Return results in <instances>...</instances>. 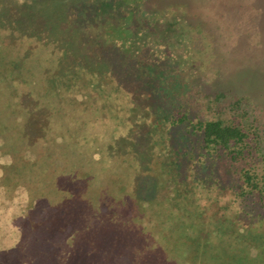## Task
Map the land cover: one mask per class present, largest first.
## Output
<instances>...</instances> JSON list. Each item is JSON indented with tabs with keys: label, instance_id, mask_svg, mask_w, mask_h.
Returning a JSON list of instances; mask_svg holds the SVG:
<instances>
[{
	"label": "rangeland",
	"instance_id": "374dc122",
	"mask_svg": "<svg viewBox=\"0 0 264 264\" xmlns=\"http://www.w3.org/2000/svg\"><path fill=\"white\" fill-rule=\"evenodd\" d=\"M12 62L31 87L17 89L29 107L22 143L38 138L51 143L27 155L41 152L45 173L14 175L19 187L0 198V261L18 264L25 255L21 264L65 259L73 264L75 251L88 247L85 251L130 258L128 264H264V214L254 216L247 208L241 215L245 224L233 211L205 213L207 219L191 208L196 188L185 171L193 160L187 148H177L181 132L169 126L166 102L186 100L203 119L240 120L264 139V0H0L3 74ZM74 72L96 88L103 78L108 91L131 87L98 113L80 149L66 128L77 120L75 110L61 100L49 105L44 99L49 91L41 88L57 78L66 82L63 75ZM4 86L0 80V113L12 119L7 111L20 110L21 99ZM216 93L223 96L215 102ZM46 117L53 126L49 135ZM117 122L128 127L113 139ZM3 136L0 130V164L13 159L3 156L10 145ZM229 176H221L224 185ZM198 196L194 201L202 209ZM13 198L21 206L13 204L10 213L22 210L15 224L20 215L29 219L24 230L5 222L6 203ZM35 230L50 234V245L28 242L26 232ZM80 241L87 242L85 248ZM5 248L13 259H5ZM116 263L122 264H110Z\"/></svg>",
	"mask_w": 264,
	"mask_h": 264
},
{
	"label": "trees",
	"instance_id": "16d2710c",
	"mask_svg": "<svg viewBox=\"0 0 264 264\" xmlns=\"http://www.w3.org/2000/svg\"><path fill=\"white\" fill-rule=\"evenodd\" d=\"M103 2L106 1H102V3ZM13 64V62L9 64L10 66L7 69L8 73L4 72L3 74L0 70V80L5 82L6 86H4V88L8 90V94L10 93L9 96L16 97L15 100L18 102L19 99H21V102H19L18 106V109L20 110H14L13 108H10L9 111H7V113L10 114L11 112V115H14L12 119L9 118L10 115L7 117L4 116L3 113H0V130L4 135L3 137L10 144L8 149H6L7 145L5 146V152L3 156L9 154L13 156V159L10 162L0 164V198L4 196L8 188H11V186L14 188L15 184L18 185V183L15 182L16 178L14 175L19 177L22 176V178H24L26 175L28 178L31 177V174L34 175L38 170H41L43 173H45L42 166V164L44 165V160L42 158L43 155L41 152L35 153L32 156L27 155L30 154V149L33 151L34 148L39 149V147L42 148L45 145H49L50 147L51 143L50 140L43 141L41 138H38L35 142L30 144L22 143V133L24 130L27 132L26 128H28L25 127L27 123L23 122L26 118L25 115L29 107L23 104V98L17 93V89H19L20 84L21 90L25 87L31 89V87L28 81L22 79V76L19 73V67H17V69H13ZM63 76L68 77L66 82H62L60 78H57L50 80L51 82H49L50 84L48 85L43 86L41 84V88H43V91H49L48 98H44L49 101V105L53 101H55L57 104H60L58 101L61 100L65 103V106L68 104L70 109L75 110L74 114L77 117V120H69V122H67L66 128L67 130L71 129L72 132L77 136L76 139H78L80 143V149L82 148V141L84 139L83 137L85 131L87 129L96 128L95 126H97V123L95 122L97 121L98 113L110 108V106L106 105L107 103L110 105L111 98L117 97V95L120 97L124 96V94L127 95V90L131 87L129 85L125 86V88L122 87V85L120 86L121 88L114 86L110 91H108L109 83H105V78H103L104 76L102 77L103 82L100 81L97 88L94 86V83L86 80V76H84L82 73L74 72L70 76ZM80 76L83 79L79 78ZM12 82H15L14 86ZM22 82H24L25 85L22 84ZM57 84L61 87L64 85V87L59 88ZM33 93H35L37 97H41L40 92L35 90ZM222 96V94L216 93L212 97L216 102V100ZM11 100L12 99H10V101L8 100L7 103L11 104ZM166 102L168 103L169 107L167 108L169 113V126L171 128H176L179 133L181 132L179 141L181 145L177 148H187V151L190 152V159L193 160L190 164V172L187 170L185 171V173L191 177V181L194 184H190L191 189L196 188L195 192H197L192 193L193 199L191 198V201L193 203L191 208H194L193 210H195V208L199 209L203 213V216L207 219L209 217H207L205 213H209L212 216L217 217L219 214L222 216H228V214L233 211V216L238 218L240 223H245L244 220H242V216H245L247 213V208L255 213L254 216H261L264 214V139L260 137L258 131L249 125L248 127H245L242 125V121L240 120L235 121V119H230L229 121H224L218 118L203 119L199 116V114H196L195 108V114L193 115V107L191 104L181 98L172 97L166 100ZM7 103L5 104V107ZM239 103L240 101L238 100L235 101L233 105L235 107H239ZM12 104L14 105V103ZM4 114L6 113L4 112ZM22 115L23 117H21ZM2 116H4L6 119L3 120ZM48 119L49 118L46 117V122H48L47 129H49L47 134L49 135L53 131V126L52 123L48 121ZM127 127L128 123L126 122H117L116 124H113L112 128L119 131L117 133L111 132L113 134V139L122 136V134L125 133ZM77 131L80 133L76 134ZM19 132L21 134H19ZM166 144L169 146L167 142ZM187 151L184 153L183 157L188 154ZM50 152H48V160H50L52 157ZM14 153L15 156L12 155ZM48 166L50 167L52 164ZM200 170H202L203 173L202 177H200L198 173ZM23 172L24 174H22ZM223 174H225V176L227 174L230 175V180L225 185L220 180ZM55 176L56 175L54 173L52 175L53 180H57V176ZM212 177H214L215 180L219 179L220 183H218V185L212 183L210 181ZM220 184L223 186L222 188L225 193L224 191L223 193H218ZM198 193L200 197L198 196ZM201 194H203V196ZM216 194H221V196L218 195L219 197L214 198V195ZM195 195L204 201L205 204H202V209L198 208L200 204L195 203ZM14 198L11 203H6V212L10 210L13 204L14 208L21 206V204L17 205L16 200L14 203ZM222 203H226L228 206L226 204L222 206ZM0 209L3 210L1 207ZM21 211L22 210L17 211V209H15V213H10L9 211V219L7 216V220L5 222L10 229L21 227V230H24L25 228L22 227L30 225L29 219L23 215H20L21 221L19 225L15 224L16 218L19 215L18 213ZM71 225L72 227L74 226L72 223ZM26 234L30 235V241L28 242L32 241L33 243H36L38 240L40 242L44 241L48 243L51 238L50 234L44 232L38 233L36 230L31 234H28L27 232ZM25 236L26 235L22 233V237L24 238ZM160 236L161 239L164 238L162 235H159L158 238H160ZM156 237L157 235L155 236V239ZM78 244L82 246H80V248H85L87 242L80 241ZM162 245L160 246L162 247ZM85 250L83 252L75 251V255H73V264H110L112 261L119 260L122 264L130 263V258L125 256L124 258H122L120 255L117 258L107 257L105 256V252L95 253ZM5 252V259H13V257H10L11 253H9L6 248ZM64 252L65 251L61 249L60 255L64 254ZM167 253L165 251V253L163 252V255ZM168 256L169 254L166 255V257ZM21 258L22 256L19 257V262H17L18 264H21L22 262L24 263L27 257L24 255V260H21ZM75 258L77 260H75ZM66 260L67 259L55 263L48 262V264H67L68 261ZM3 261L4 260L0 261V264H4ZM6 263L8 262L6 261Z\"/></svg>",
	"mask_w": 264,
	"mask_h": 264
}]
</instances>
